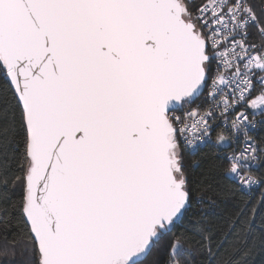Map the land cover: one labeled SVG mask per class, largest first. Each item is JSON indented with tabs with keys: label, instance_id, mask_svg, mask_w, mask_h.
<instances>
[{
	"label": "snow or ice",
	"instance_id": "obj_1",
	"mask_svg": "<svg viewBox=\"0 0 264 264\" xmlns=\"http://www.w3.org/2000/svg\"><path fill=\"white\" fill-rule=\"evenodd\" d=\"M0 76V256L16 255L13 220L22 264L251 255L264 195L242 193L264 185V140L249 134L250 110L264 116V0H0ZM205 144L224 145L232 181L220 240L190 212L211 186L185 152Z\"/></svg>",
	"mask_w": 264,
	"mask_h": 264
},
{
	"label": "trees",
	"instance_id": "obj_2",
	"mask_svg": "<svg viewBox=\"0 0 264 264\" xmlns=\"http://www.w3.org/2000/svg\"><path fill=\"white\" fill-rule=\"evenodd\" d=\"M3 85V77L0 76V86ZM254 136L256 141L264 140V121L258 125ZM222 149H224L223 144L201 147L199 152L195 155H192L188 151L185 152V165L192 181L197 185L203 183L211 186L206 193L204 205H195L194 209H190V212L203 208V215L216 229H218L216 233V238L218 240L221 239L223 232L228 231L227 220L222 210L229 208L233 202L231 193L227 191V187L231 185L232 181L227 178L219 167L220 161L224 156ZM252 171L257 174L264 173V161H257ZM237 195L239 196L241 194L237 193ZM262 195H264V185L255 187L249 191L244 190L242 193L243 199L252 201L253 203L258 202ZM208 196L212 197L215 201L214 205L208 202ZM259 223L260 214L257 215L252 237L248 241L249 246L253 247L252 253L244 258L243 264H264V233L260 232ZM24 233V226L18 223L17 220H13L8 225L6 235L9 240L15 237L18 241L15 249L16 255L15 257L0 256V264H22L20 252L25 247ZM4 235L5 233L0 231V242H2V237ZM232 239L233 237L229 236L227 240H224V248L230 246ZM150 260L151 257H149V261ZM145 264H149V262L146 261Z\"/></svg>",
	"mask_w": 264,
	"mask_h": 264
},
{
	"label": "built area",
	"instance_id": "obj_3",
	"mask_svg": "<svg viewBox=\"0 0 264 264\" xmlns=\"http://www.w3.org/2000/svg\"><path fill=\"white\" fill-rule=\"evenodd\" d=\"M199 102V101H198ZM194 106V105H193ZM251 113H254L255 115H254V119H255V121H256V124H255V126L253 127V128H251L250 129V132H249V134L255 139V136H254V133H255V130L257 129V127H258V125L261 123V122H263L264 121V116H261L260 114H259V111L258 110H250V119H252L253 118V116L251 115ZM241 139H242V137H241ZM256 140V139H255ZM239 143V142H238ZM209 145H213V144H205V145H202L201 147H204V146H209ZM237 145H230L229 147H228V151H231L232 150V148H234V147H236ZM200 147V148H201ZM257 163V162H256ZM256 163H255V165L253 166V168H252V170L254 169V167L256 166ZM255 187H258V186H253L251 189H254ZM251 189H245V191H249V190H251Z\"/></svg>",
	"mask_w": 264,
	"mask_h": 264
}]
</instances>
